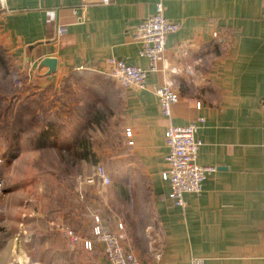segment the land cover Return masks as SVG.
<instances>
[{
	"label": "crops",
	"instance_id": "crops-1",
	"mask_svg": "<svg viewBox=\"0 0 264 264\" xmlns=\"http://www.w3.org/2000/svg\"><path fill=\"white\" fill-rule=\"evenodd\" d=\"M158 1L166 17L180 24L168 34L163 52L180 71L148 72L143 87L122 88L102 72L105 62L113 57L148 68L132 32ZM61 25L65 32L57 37ZM0 46L22 79L40 83L41 89L49 85L58 92L62 80L74 75L104 91L107 105L95 119L114 135L106 154L115 172L108 174L112 184L102 196V215L113 226L121 222L129 241L142 244L144 249H136L130 242L139 258L149 264H191L192 258L206 264H264L261 0H111L85 7L80 0H5ZM45 57L56 59L49 76L40 66ZM167 80L178 94L169 118L162 116L157 96ZM197 118H203L196 134L202 141L197 163L215 170L198 194L185 193L184 206H175L161 178L164 131ZM152 234L154 248L146 241ZM71 250L72 264H109L102 243Z\"/></svg>",
	"mask_w": 264,
	"mask_h": 264
},
{
	"label": "rangeland",
	"instance_id": "rangeland-1",
	"mask_svg": "<svg viewBox=\"0 0 264 264\" xmlns=\"http://www.w3.org/2000/svg\"><path fill=\"white\" fill-rule=\"evenodd\" d=\"M96 86L68 75L58 92L41 89L22 79L0 46V264H72L75 246L59 227L85 237L92 215L103 217L112 181L102 184L95 171L115 172L106 154L114 135L104 121L96 125L107 105ZM137 241L130 238L144 249ZM146 241L154 248L157 237Z\"/></svg>",
	"mask_w": 264,
	"mask_h": 264
},
{
	"label": "built area",
	"instance_id": "built-area-1",
	"mask_svg": "<svg viewBox=\"0 0 264 264\" xmlns=\"http://www.w3.org/2000/svg\"><path fill=\"white\" fill-rule=\"evenodd\" d=\"M5 0H0V8ZM111 0H80V6L85 7L89 3L108 4ZM264 6V0H261ZM180 24L168 19L165 15L161 1L156 2L155 11L144 17L133 30V38L140 44L139 56L148 61V68L128 65L123 60L113 57L106 60V68L102 72L115 80L122 87L141 88L145 84L148 72L165 71L176 74L180 70L169 65L163 56L165 42L168 34L177 31ZM65 32V26L57 27L56 35L61 37ZM190 72L189 69H187ZM160 111L163 117L169 118L171 106L178 100V94L173 90L170 80L164 81L157 91ZM199 106V103H196ZM203 118H197L186 125H168L164 131V142L167 147L165 155V169L161 172V178L168 183L169 199L175 206H184L183 195L185 193L198 194L202 189V182L215 168L209 165L197 163V156L202 141L197 137L200 122ZM130 128L125 129V136L129 138L128 144H132ZM96 179L102 184H109L110 177L104 166L99 165L95 171ZM94 178H88V183H93ZM93 225L88 236H79L72 228L60 226L61 235L69 244L79 245L84 249L91 247L93 242L103 245V253L109 264H149L136 255L125 227L121 222L115 226L110 224L101 215H92ZM158 258L159 255H156ZM191 264H206L202 258H192Z\"/></svg>",
	"mask_w": 264,
	"mask_h": 264
},
{
	"label": "water",
	"instance_id": "water-1",
	"mask_svg": "<svg viewBox=\"0 0 264 264\" xmlns=\"http://www.w3.org/2000/svg\"><path fill=\"white\" fill-rule=\"evenodd\" d=\"M40 66L48 68L47 75H51L56 71V59L52 57H45L41 60Z\"/></svg>",
	"mask_w": 264,
	"mask_h": 264
},
{
	"label": "trees",
	"instance_id": "trees-1",
	"mask_svg": "<svg viewBox=\"0 0 264 264\" xmlns=\"http://www.w3.org/2000/svg\"><path fill=\"white\" fill-rule=\"evenodd\" d=\"M44 134V133H43Z\"/></svg>",
	"mask_w": 264,
	"mask_h": 264
}]
</instances>
